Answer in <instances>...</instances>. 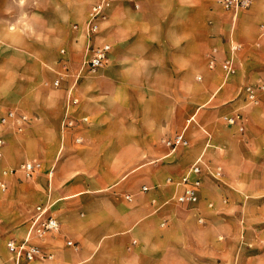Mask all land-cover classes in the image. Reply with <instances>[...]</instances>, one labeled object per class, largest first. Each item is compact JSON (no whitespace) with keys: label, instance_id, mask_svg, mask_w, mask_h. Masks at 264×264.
I'll list each match as a JSON object with an SVG mask.
<instances>
[{"label":"crops","instance_id":"0c3cea01","mask_svg":"<svg viewBox=\"0 0 264 264\" xmlns=\"http://www.w3.org/2000/svg\"><path fill=\"white\" fill-rule=\"evenodd\" d=\"M91 1L55 0L42 27H28L19 53H4L0 45V93L8 99L0 101V115H27L15 104L24 95L31 100L22 129L11 123L3 128L0 163L4 169L26 160L41 163L31 178L1 171L0 264H13L6 241L23 239L36 204L45 205L59 227L32 237L51 257L22 264H264V215L250 208L257 201L246 193L254 183L238 178L249 173L247 159L256 154L251 143H264V135L250 133L264 125V118L254 124L250 116L264 114V96L255 110L243 102V87L264 81V35L258 30L264 21L254 14L257 4L239 14L221 9L230 17L227 24L197 0H134L137 8L117 1L94 37L111 45L107 60L88 76L81 66L87 39L76 38L71 24L85 20ZM244 29L253 31L251 38L237 32ZM232 42L242 47L235 73L225 79L219 63ZM213 48L217 72L207 66ZM63 62L67 75L55 87L54 71L62 72ZM70 97L78 103L65 112ZM235 111L243 113V134L222 121ZM65 117L75 123L64 127ZM178 133L188 145L171 149L164 141ZM257 152L264 156V145ZM197 158L219 166L222 176L204 173L198 202L178 205L167 179H179ZM254 189L264 195V186L255 183Z\"/></svg>","mask_w":264,"mask_h":264},{"label":"built area","instance_id":"2783aa9c","mask_svg":"<svg viewBox=\"0 0 264 264\" xmlns=\"http://www.w3.org/2000/svg\"><path fill=\"white\" fill-rule=\"evenodd\" d=\"M117 1L121 0H92L89 4V8L86 12L85 20L82 23H72L71 29L76 33V38L79 36L87 39V44L84 50V59L82 60V67L86 68L89 73H96L106 62L108 53L111 49V45L107 41L95 42L99 27L102 21H104L108 14L107 11ZM133 5L135 8L138 4L134 0ZM217 5L225 12L233 14L238 13L240 10L246 9L250 6L252 0H214ZM258 30L261 35H264V23H259ZM242 45L238 42H232L229 47V54L224 57L219 67L225 79L232 76L235 71V56L236 52L240 50ZM59 52L64 54L65 49L60 48ZM207 66L213 69L216 66L215 49L213 48L211 53L208 54ZM63 69L59 72L57 77L52 81V85L57 87L63 77H65L68 70L67 62L61 64ZM244 97L248 104H257L259 100V93L264 91V81L257 83L247 84L243 87ZM78 103L77 97H70L65 107V112L68 111L70 105ZM29 117L25 114H17L14 110H8L3 115H0V156L2 155V149L4 146L3 128L11 123L16 126V130L20 131L22 125L27 122ZM87 118L83 117L85 121ZM222 119L229 126H235L239 131L243 130V117L240 113L225 114ZM75 122L70 119L63 120V126H72ZM164 143L171 149L177 146H187L188 140L184 137L183 133L174 135L171 139H167ZM41 163L38 161L26 160L21 162L17 167L3 169L2 175L12 174L19 172L25 178H31L33 174L40 169ZM206 173L213 179H220L222 172L219 166L210 167L203 163L200 158H197L185 171V173L179 177V179L173 180L168 178L167 181L171 182L176 191L172 199L178 205H184L186 207H193L198 202V192L202 185V175ZM6 185L4 181H0V190L5 191ZM143 190L147 188L142 187ZM126 198H130L126 195ZM208 203V206H211ZM29 228L26 235L22 240L16 241L10 239L6 241V249L10 254L13 264H22L23 261L30 262L37 258L51 257V254L45 253L41 247L32 240V237L42 238L47 234L54 233L58 230L59 223L55 217L48 214V209L45 205L36 204L31 210L29 217ZM198 223H203V217H197ZM135 242V241H133ZM68 245H71V241H66Z\"/></svg>","mask_w":264,"mask_h":264},{"label":"rangeland","instance_id":"374dc122","mask_svg":"<svg viewBox=\"0 0 264 264\" xmlns=\"http://www.w3.org/2000/svg\"><path fill=\"white\" fill-rule=\"evenodd\" d=\"M200 1L201 4L207 6L208 8H210V10H214L216 12H218V14H220L221 17H223L224 19V23L226 22L228 24L230 17L228 18L225 14H221V9L220 7L217 5V3L214 0H197ZM257 1V2H256ZM199 3V2H197ZM256 5L255 10H254V14L257 17V20L260 21H264V0H252L250 6L246 9L240 10L238 12L239 13H243L246 11H249L250 8L254 5ZM54 5H56L55 0H0V45L3 43L4 47H3V52L4 53H11V54H17L20 51L16 48L20 47L22 48V46L25 44V40L27 39V33H28V27L31 26V23H35L37 25V23H39V27H42V24L44 22V12L45 10L53 7ZM222 21V20H221ZM223 22V21H222ZM41 31V30H40ZM39 31V32H40ZM237 32H243V36L244 37H248L251 38V33H253V31L251 32V30H245L244 31H237ZM42 32L38 34H35V37L37 39H41L42 38ZM6 40L9 43L13 44V48H15L16 51H11V47L9 45H6L5 42ZM58 63V61H55L54 64L56 65ZM264 64V62H259ZM60 66V64H58ZM81 65H82V61H81ZM61 68H59L58 70H55L54 72H56V75H58V73L60 72ZM63 70V69H62ZM209 70V69H208ZM211 72H217L218 70H210ZM218 73H220V75H222V71L221 69L218 71ZM96 73H89L87 72L88 76H92V75H96ZM223 76V75H222ZM42 77V76H41ZM40 77V78H41ZM9 82H11V79H5ZM1 85H0V91H1ZM6 90V88L4 89ZM199 91L198 88L196 90V95H199ZM5 92V91H4ZM1 94L0 93V101L2 102H7L8 99H6L7 95L6 94ZM23 96V95H22ZM262 96H264V91L259 93V99ZM21 99V98H20ZM19 99V100H20ZM243 102L244 105L248 108H251L252 110L254 109H258V106H253L252 104H248L245 100V97L243 96ZM31 104V100L29 99L28 95H24L23 98L18 101L15 106L16 111L17 112H23L26 113L27 115H30V113L28 112V108ZM234 113H240L241 116L243 113H241V111H235ZM251 118H253L252 120L254 121V124L259 123L258 121H260V118H264V114L260 115L259 113L256 112H252ZM225 115V114H223ZM222 115V116H223ZM243 120V119H242ZM223 123L225 122L224 120H222ZM226 123V122H225ZM243 123V122H242ZM246 123V121H245ZM228 128H234L235 126H229L227 125ZM237 128V127H235ZM235 130V129H234ZM243 131H236L234 132V134L238 135V134H243ZM256 139L259 135H264V125H254L251 129L250 132ZM261 145H264V143H259L257 142V140L254 139V141L251 143V147L250 148H254L256 152L255 156L248 158V165L246 170H249L248 174H240L239 175V181L243 182V183H250L253 182L254 186H252L250 190L247 191L246 194H248L247 197H251L253 199H255L257 201L256 203V207L251 206L250 208H256L257 211L261 212L262 215H264V195H255L257 194L258 190L254 189L255 187V183H257L258 186H264V163H262L261 165H259L260 160L264 161V156L260 157L259 156V152H257L259 150V147ZM237 154L235 152L232 153L230 159H231V166L235 165V160L237 158L236 156ZM1 157V156H0ZM18 166V165H17ZM16 166V167H17ZM13 168V167H12ZM233 168V167H232ZM3 166L0 163V175H1V171L3 170ZM229 173L234 177L235 174L233 171H230ZM234 174V175H233ZM254 195V196H252ZM0 196H4L5 194H1ZM9 206L6 205L4 206V213H7V208Z\"/></svg>","mask_w":264,"mask_h":264}]
</instances>
